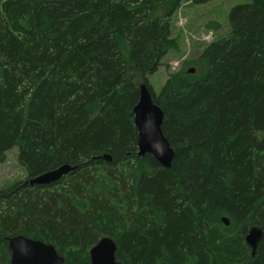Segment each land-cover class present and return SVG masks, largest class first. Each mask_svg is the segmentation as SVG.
<instances>
[{"label": "trees", "instance_id": "obj_1", "mask_svg": "<svg viewBox=\"0 0 264 264\" xmlns=\"http://www.w3.org/2000/svg\"><path fill=\"white\" fill-rule=\"evenodd\" d=\"M182 1L0 0V163L17 148L27 175L0 190V264L17 235L52 244L65 264H90L102 238L120 264H264V0L232 6L202 71L171 74L155 94L145 76L180 50ZM122 47L163 112L168 169L137 155L139 86ZM64 165L75 170L29 184Z\"/></svg>", "mask_w": 264, "mask_h": 264}, {"label": "water", "instance_id": "obj_2", "mask_svg": "<svg viewBox=\"0 0 264 264\" xmlns=\"http://www.w3.org/2000/svg\"><path fill=\"white\" fill-rule=\"evenodd\" d=\"M187 72L193 75L195 69L190 68ZM138 90L139 99L133 108V124L137 132V155L139 157L150 155L161 167L168 169L171 166L174 151L161 131L163 112L153 102L145 83L139 85ZM74 170L75 167L64 165L34 177L29 184L31 186L51 185ZM222 223L228 226V219L224 217ZM261 237L262 230L256 227L247 231L244 242L251 249L252 255ZM7 245L10 252V264H65L64 259L52 244L17 235L10 237ZM115 252V243L110 238H102L89 250L90 264H120L116 261Z\"/></svg>", "mask_w": 264, "mask_h": 264}, {"label": "rangeland", "instance_id": "obj_3", "mask_svg": "<svg viewBox=\"0 0 264 264\" xmlns=\"http://www.w3.org/2000/svg\"><path fill=\"white\" fill-rule=\"evenodd\" d=\"M251 0H217L204 5H189L184 0L180 7L172 15L171 34L178 37L180 50L178 53H169L162 60V66L147 78V84L158 94L165 81L171 74L180 70L195 69V73L202 71V67L197 62L202 50L211 41L229 35V25L227 14L230 8L236 4L248 3ZM161 12L164 13L163 7ZM210 21H217L221 24V29L217 32L205 28ZM121 56L125 62L129 77L141 85L143 77L135 71L129 61L128 51L122 47ZM194 62H197L196 65ZM146 84V83H145ZM18 150L12 148L5 153L4 162L0 163V190H5L15 182L24 181L27 177L25 170L17 160Z\"/></svg>", "mask_w": 264, "mask_h": 264}]
</instances>
